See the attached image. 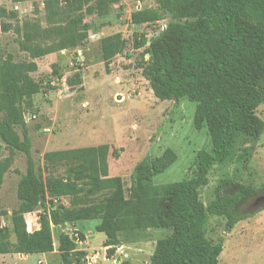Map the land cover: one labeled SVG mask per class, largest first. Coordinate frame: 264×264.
I'll use <instances>...</instances> for the list:
<instances>
[{
    "label": "trees",
    "instance_id": "1",
    "mask_svg": "<svg viewBox=\"0 0 264 264\" xmlns=\"http://www.w3.org/2000/svg\"><path fill=\"white\" fill-rule=\"evenodd\" d=\"M165 15L169 20L150 38L141 73L159 100L186 98L195 102L194 128L206 127L211 149L197 151L193 175L174 182H154V176L177 159L176 152L167 147L158 156L140 160L125 188L120 176L108 174V144L45 152L44 168L61 165L64 172L60 176L44 179L35 168L23 111L32 108L40 85L29 72L37 69L33 59L82 43L85 34L78 32L77 21L71 18L64 28L50 30L59 34L52 44L24 45L31 61L5 60L0 66V156L3 149L8 150L7 156L0 158V187L11 165L10 155L20 151L27 158L11 226H0V253L56 250L61 264H85L86 252L77 249L83 234L77 233L73 240L60 222L99 219L95 229L105 235L108 258L121 243V231L169 228V235L156 240L149 264H217L222 243L207 237L208 216L223 217L228 231L249 215L236 212V205L258 189L223 179L206 205L199 191L207 184L212 166L231 156L238 137L257 139L264 130V120L256 113L264 102V0H154V7L132 12L131 22H153ZM181 18L185 20L179 21ZM145 43L142 38L135 45ZM124 47L119 33L102 37L105 65ZM66 83L82 89L78 72L67 77ZM15 127L23 128L22 138ZM232 186H236L234 192L220 190ZM61 196L68 199L67 204L61 203ZM34 210H38L39 228L28 232L24 213Z\"/></svg>",
    "mask_w": 264,
    "mask_h": 264
},
{
    "label": "rangeland",
    "instance_id": "2",
    "mask_svg": "<svg viewBox=\"0 0 264 264\" xmlns=\"http://www.w3.org/2000/svg\"><path fill=\"white\" fill-rule=\"evenodd\" d=\"M143 2V7H154V0ZM134 11L133 0H0V66L5 60L31 61L24 45L52 44L59 39V34H52L50 30L64 28L71 18L76 19L78 32L85 34L77 46L32 60L37 69L29 75L39 83L40 90L33 95L32 108H24L23 116L25 133L31 139L32 160L44 179L64 172L58 164L44 168L43 154L48 151L108 144V174L120 176L124 187L128 188L134 166L145 157H155L167 147L172 148L177 154L176 161L153 180L155 183L174 182L193 175L198 150L211 149L206 127L194 128L195 102L186 98L159 100L141 73V64L148 57L144 53L147 42L161 32L169 17L165 15L153 23L136 24L131 22ZM112 33L121 35L125 47L105 65L100 41ZM26 34L34 38L27 40ZM142 38L146 43L136 47L135 43ZM75 72L81 77L82 89L70 88L66 83L67 77ZM256 113L264 120V102ZM15 131L22 138L23 128L15 127ZM7 154L8 150L3 149L0 158ZM10 160L0 187V226L3 227L11 226V212L19 204L18 183L27 170L25 153L13 152ZM223 179L258 191L236 205V212L249 215L228 231L224 229L223 217L208 216L207 237L222 243L217 264H264V208L259 209L264 205V130L257 139L238 137L231 156L212 166L207 184L199 191L205 205L214 197ZM235 189L236 186H232L220 190L231 193ZM59 200L68 201L64 196ZM170 233L169 228L121 231L122 243L135 239L142 241V247L131 254L125 245L123 251L115 252L112 260L103 258L101 243L105 235L93 229L86 248L90 255L98 253L99 261L92 264H116V258L123 260L118 264L125 261L149 264L151 243ZM70 235L76 236L75 233ZM125 252H129L127 257ZM38 258L42 264H61L55 255L52 260L28 255L24 261L13 255L11 263L37 264Z\"/></svg>",
    "mask_w": 264,
    "mask_h": 264
},
{
    "label": "crops",
    "instance_id": "3",
    "mask_svg": "<svg viewBox=\"0 0 264 264\" xmlns=\"http://www.w3.org/2000/svg\"><path fill=\"white\" fill-rule=\"evenodd\" d=\"M98 145V144H96ZM109 176H113V175H109ZM68 201H66L64 204H67ZM38 210H34V211H30V212H26L24 213V218H25V222H26V229L28 232H32L34 230H37L39 228V222H38ZM97 220L96 223L94 222H87L88 220H78V221H74L71 223H65L64 227L61 226V228L64 231L69 232L70 234H77V233H82L84 236V239L82 241H77V249L79 250H84L86 252V258H85V264H92V263H96L99 261V257H98V253L95 252V254L90 255L88 253V248L87 247V240L90 237V232L91 230H95L96 231V225L99 223V219H94ZM98 232V231H97ZM120 237V235H119ZM137 237V236H136ZM104 241L105 238L102 240V250H103V258L104 259H112V256L116 253H119L122 250V247H128V250H130L131 254L137 252V249H140L142 247V241L140 240H135V239H130V241H126L125 243H122L121 238H120V247L118 246L114 252V254L108 258L106 257V246H104ZM154 249V245L155 243H151ZM152 249V251H153ZM129 252H125L124 256L127 257ZM152 254V253H151ZM13 255H17V258L19 260L24 261L25 257H27L28 255H37V256H42L44 257V259L47 257L48 260H50L52 258L53 255H55L56 257L58 256L60 261H61V257L59 255V253L56 250H53L52 252H47V253H28V254H21V253H0V264H17L16 262L11 263L12 259H13ZM52 260V259H51ZM126 260V259H125ZM115 263L118 264L120 261H123L122 259L119 260L118 258L114 259ZM150 261V260H149ZM37 264H42V260L41 258L37 259ZM128 264H133L132 262H128Z\"/></svg>",
    "mask_w": 264,
    "mask_h": 264
},
{
    "label": "built area",
    "instance_id": "4",
    "mask_svg": "<svg viewBox=\"0 0 264 264\" xmlns=\"http://www.w3.org/2000/svg\"><path fill=\"white\" fill-rule=\"evenodd\" d=\"M133 4H134V10H139L141 8H143V0H133ZM149 23H153V22H145L143 24H149ZM166 24H164L162 27H161V30H163L165 28ZM150 40L147 42V45L149 44Z\"/></svg>",
    "mask_w": 264,
    "mask_h": 264
},
{
    "label": "water",
    "instance_id": "5",
    "mask_svg": "<svg viewBox=\"0 0 264 264\" xmlns=\"http://www.w3.org/2000/svg\"><path fill=\"white\" fill-rule=\"evenodd\" d=\"M61 226L64 227V223L60 222ZM72 239L75 240L74 236L71 235Z\"/></svg>",
    "mask_w": 264,
    "mask_h": 264
}]
</instances>
